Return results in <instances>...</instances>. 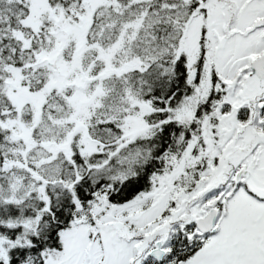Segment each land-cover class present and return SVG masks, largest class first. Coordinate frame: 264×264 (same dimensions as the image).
<instances>
[{"label": "snow or ice", "instance_id": "obj_1", "mask_svg": "<svg viewBox=\"0 0 264 264\" xmlns=\"http://www.w3.org/2000/svg\"><path fill=\"white\" fill-rule=\"evenodd\" d=\"M0 264H264V0H0Z\"/></svg>", "mask_w": 264, "mask_h": 264}]
</instances>
